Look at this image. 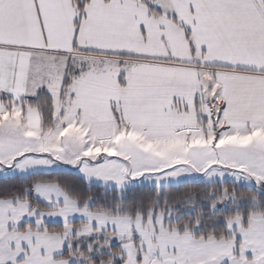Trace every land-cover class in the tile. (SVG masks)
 Listing matches in <instances>:
<instances>
[{
	"label": "snow or ice",
	"instance_id": "obj_1",
	"mask_svg": "<svg viewBox=\"0 0 264 264\" xmlns=\"http://www.w3.org/2000/svg\"><path fill=\"white\" fill-rule=\"evenodd\" d=\"M0 264H264V0H0Z\"/></svg>",
	"mask_w": 264,
	"mask_h": 264
}]
</instances>
